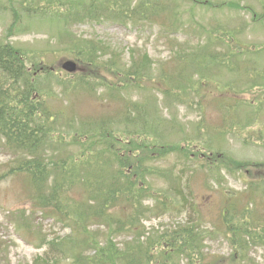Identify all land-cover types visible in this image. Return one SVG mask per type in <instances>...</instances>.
<instances>
[{
    "label": "rangeland",
    "instance_id": "rangeland-1",
    "mask_svg": "<svg viewBox=\"0 0 264 264\" xmlns=\"http://www.w3.org/2000/svg\"><path fill=\"white\" fill-rule=\"evenodd\" d=\"M81 1L85 3L82 6L84 9H88L90 6L93 8L89 13L97 15L98 22L96 19L86 18L82 22H70L68 26L64 25L62 28V20L59 16L64 14L55 13L57 9L51 11L54 0H0V39L3 40L0 42L20 48L25 52L24 64L30 74L36 75V71L31 68L32 62L42 63L46 69H53L52 73L64 80L74 79L77 73L67 74L60 69V65L67 60H74L75 57L72 53L79 52L78 48L84 47L85 43L92 44L97 50L96 55L99 54V50L100 53L105 52V55L100 56L102 58L98 60L108 63L115 62V65L121 68L122 73L129 69L131 53L135 59L142 60L143 55L147 56L153 66L148 69V74L152 75V78L145 81V92H142L141 89L128 88L110 93L102 85L95 84L94 88L98 89L94 93L95 95L83 88H78L72 93L62 94L63 88L58 86L59 83L47 79L42 74H40V87L51 93V97L45 99L53 113L62 112L70 121L69 126L65 121H59L61 132H71L70 130H73V127L78 123V117L93 118L100 114H108L109 108L113 112L121 111L127 101L130 104H140L146 100L148 119L153 117L160 122L158 134L162 136L158 140H163L168 145H178L181 149L187 147V151L192 150L191 154L194 155L196 154L194 147L202 151L205 149V145L209 144L213 150L221 148L218 153L229 156L233 161L246 163L247 167L240 171H233L230 165V173L223 171L221 182L213 183L208 176L199 173V170L198 172L190 171L194 162L183 160L182 154L173 153L163 156L165 153H161L157 155L158 159L151 161V165L153 164L155 167L153 176L145 181L149 195H158L166 191V188L174 192L177 185L169 180L166 185V178L162 177L161 171L170 169L175 174H179V171L183 172L182 193L191 198L201 216L188 205L181 207L175 204L171 210L164 213L159 208L156 210L151 200L146 201L145 206L151 209L149 213L142 215L143 220L138 231L144 237L141 239L145 241L146 238L172 230L177 226L191 227L193 224H200L198 228V233L200 232V237L202 236L200 250L206 255V259H221L220 263H223L220 256L227 257L231 253V248L223 240L222 234L215 231L216 227H219V222L215 224L214 230L210 228V225L215 221L222 203L221 194L243 192L248 183L261 179L260 176L264 178V143L258 144L251 139L253 136L256 140L257 130L264 129V84L261 79H255L261 85L248 90V87L252 86L251 78H255L251 75L256 68H253L251 63L245 62L249 56L241 54L239 58H234L236 55L229 57L224 55L227 52V47L224 44L228 46L230 43L225 42L219 45L221 40L217 39L216 35L222 33V25V27L230 28L239 27L241 32L237 39L240 44H232V51L235 53L250 49L262 51V54H253L250 58L259 65L260 72L258 73L264 74V65H260L264 64V0H206L217 6L228 3L227 6L225 4L222 8L216 9L203 8L201 5L194 7L186 0H168L171 5L177 3L179 13L184 16V19H190L191 14L194 15V20L190 23L191 26L185 25L181 32H176L179 34L174 38L169 34H163L164 28L159 17L153 18L158 22L145 19L134 22L127 19L126 16L122 15L121 17V14L116 13L115 11L121 9L119 7L110 12L107 6H103L107 0ZM87 1L88 3H86ZM139 1L132 2V6ZM149 1L153 3L152 1L158 0ZM162 1L167 2V0ZM37 4L40 5L39 8ZM238 4L240 8L236 6ZM45 7L51 13H44L42 9ZM54 7L57 6L54 4ZM96 7H101V11H97ZM67 9L64 13L70 16ZM252 13H255L260 20L253 22ZM81 14L76 17L80 21ZM15 18L19 22L14 24ZM209 33H212L216 39L210 38L213 44L206 49V52H209L210 55L217 54L221 59H226V62L229 61L228 63L218 64L219 61L216 59L194 56L195 53L200 54L205 51L203 45ZM169 38L172 39L170 45H168ZM176 51H178L177 55H171ZM183 52L189 57L192 55L191 65L200 70L205 82L196 81L200 78L195 75L196 70L192 66L183 67L181 57L178 61L176 60L177 56ZM171 58L172 61H176L172 63ZM232 60L239 61L241 68H233V65L238 63L230 62ZM180 67H183L182 78L185 80L192 77L194 82L189 89L181 94L186 97L184 101H170L169 98H163L165 96L156 98L157 84L164 80L162 84L165 88V75L173 74L177 69H181ZM87 73H89L88 70L80 72L83 74L82 76H86ZM101 77L107 84L115 81L118 83L117 81L121 79H114L106 73L97 74V78ZM233 91L236 93L234 94ZM104 93L107 96L117 97L119 101L116 103L107 101L106 105L102 104L97 97H106L102 96ZM239 101L243 103L240 104ZM224 103L229 108H221V104ZM251 103L255 105L253 106L254 113L247 116L248 106ZM155 106L157 108H154ZM217 108L224 110L227 115ZM232 117L237 119H232ZM120 119L108 131L113 133L122 144L131 143V146L135 148L145 145L150 148L149 152H152L151 142L153 141L150 135L146 134L142 141L141 132L137 127H129L123 118ZM226 119L227 124L231 126L224 125ZM235 124L239 126H233ZM215 126L225 128L224 140L219 128H209ZM205 129L206 134L204 133ZM66 133L63 134L64 143L68 142ZM246 140L252 142L245 143ZM2 146L0 142V165L7 163L15 156ZM154 149L159 150V148ZM76 150V146L62 145L50 147L47 153L49 155L55 153L58 157L75 156L70 153ZM197 156L200 155L197 153ZM246 170L248 175L245 174ZM204 179L208 184H205ZM25 189L21 180L7 178L0 183V264H32V261L37 256H42L45 251L46 247L39 248L45 240L57 239L69 234L70 230L67 225L46 218L39 211L35 213L31 211L34 208L30 204ZM72 195L80 199L83 198L84 193L77 188ZM255 201L258 205V214H262L264 202H260L259 198H256ZM98 224L102 225L99 222ZM98 224L92 225L89 231L95 238H98L97 244L100 247L107 249L113 247V249L121 250L137 237L135 234H125L113 238L108 235L105 225L98 226ZM109 241L110 243H108ZM184 249L185 245L180 251H187ZM249 250L250 252L246 255L249 264H264L263 248L253 246ZM91 252L85 251L81 255L84 256L86 253L89 255ZM192 255L194 259L196 256L199 257V249L197 254L192 253ZM185 261V255H182L167 259V264H185ZM61 264L68 263L62 262Z\"/></svg>",
    "mask_w": 264,
    "mask_h": 264
},
{
    "label": "trees",
    "instance_id": "trees-1",
    "mask_svg": "<svg viewBox=\"0 0 264 264\" xmlns=\"http://www.w3.org/2000/svg\"><path fill=\"white\" fill-rule=\"evenodd\" d=\"M53 4L64 7L70 5L67 9L70 16L62 15L65 25L70 22H82L86 18H97L95 14L89 13L92 11L91 6L88 9L82 7L84 2L81 0H71L66 3L55 0ZM113 4V1L110 2L107 5L108 9H111ZM149 7L147 4H138L134 15H143ZM80 13H82L81 21L76 18ZM172 17L168 21L173 25L174 30H177L179 15L176 13ZM173 20L177 22V26ZM222 31L224 34L217 37L221 40L219 45L228 40L230 42V34L234 37L233 32L224 28ZM210 38L208 37L203 45L205 49L203 52L206 57L214 58L216 54L206 53V49L211 46ZM83 45L85 46L78 48L79 52H74L72 55L79 60L80 72L88 70L89 73L82 76L83 74L79 72L74 79L64 80L36 62L31 63L36 75L30 74L24 64L25 52L0 42V142L3 148L15 155L7 163L0 165V183L7 178L21 180L34 210H40L59 223L70 224L71 230L68 236L47 241L44 258H36L32 264L62 262L167 264V259L182 255H185V264H249L246 255L250 252V247L258 246L264 249V212L258 214V205L255 201L256 198L264 200L262 183L260 185L248 183L245 191L231 192L228 196H223L221 214L217 221L219 227L214 225L215 231L222 234L231 248V253L227 257L220 256L223 263H220L221 259H206V255L200 250L202 237L200 232L198 233L200 224H193L191 227L177 226L172 230L161 232L160 236L146 243L140 241V236H137L127 244L125 250L113 249V247L107 249L97 244L98 239L88 230L90 225L98 222L105 225L111 237L117 232L134 234L138 230L142 215L150 211V207L144 205L147 200H151L152 204L164 213L178 204L181 207L188 205L194 208L199 216L201 215L191 198L187 194L183 195L180 176L176 178V191L171 192L167 188L158 195H149L145 181L153 174L152 168L147 167V163L153 160L149 152L150 148L145 145L135 148L131 143L122 144L113 133L108 131L118 116L124 117L127 126L137 127L141 132L142 141L146 134L150 135L156 139L151 142V146L163 149L157 144L160 143L158 138L162 136L158 134L160 123L153 117L147 118V107L144 104H140L139 107L137 104H128L119 115L110 117L107 115L85 119L78 117V123L73 130H70L71 132H61L59 121H65L68 126L70 121L62 112L53 113L45 99L51 97V93L40 87V74L59 83L58 86L63 88L62 94L83 88L95 95V84L102 85L110 93L128 87L141 89L145 79L152 78H147L148 72L142 63H134L130 67L131 70L122 73L119 66H114L115 62H99L100 57L96 55L97 50L92 44ZM194 56L196 57L197 54L195 53ZM179 57L183 59V67L192 66L190 61L192 55L189 57L181 54ZM182 68L171 75H165V88L162 84L164 80H161L157 87L155 86L162 95L168 96L164 98L170 100L186 98L181 94L194 82L192 77L185 80L182 78ZM195 70L200 74L199 81L202 82L203 74L200 70ZM101 73L110 74L114 79H121L118 83L107 84L102 77L97 78V74ZM98 98L102 102H107L108 99L116 97ZM64 133L68 140L65 143ZM62 145L76 146L77 150L70 153L75 156L58 157L55 153L51 155L47 153L50 147ZM173 149L190 159L191 149L189 152L187 147L181 149L175 146ZM222 160L231 165L233 171L247 167L246 163L233 161L227 156L222 157ZM130 167V171L127 172ZM77 188L84 193L82 199L72 195ZM184 245V250L187 251H180ZM198 249L199 257L196 256L194 259L192 253L197 254ZM83 251L87 253L93 251L94 254L86 253L82 256Z\"/></svg>",
    "mask_w": 264,
    "mask_h": 264
},
{
    "label": "water",
    "instance_id": "water-1",
    "mask_svg": "<svg viewBox=\"0 0 264 264\" xmlns=\"http://www.w3.org/2000/svg\"><path fill=\"white\" fill-rule=\"evenodd\" d=\"M62 69L65 70L66 72H74L76 67L73 63L66 62L62 65Z\"/></svg>",
    "mask_w": 264,
    "mask_h": 264
}]
</instances>
